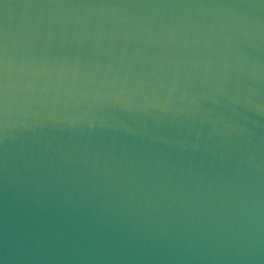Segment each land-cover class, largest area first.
Segmentation results:
<instances>
[{"label":"water","instance_id":"water-1","mask_svg":"<svg viewBox=\"0 0 264 264\" xmlns=\"http://www.w3.org/2000/svg\"><path fill=\"white\" fill-rule=\"evenodd\" d=\"M0 264H264V0H0Z\"/></svg>","mask_w":264,"mask_h":264}]
</instances>
